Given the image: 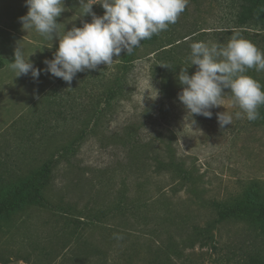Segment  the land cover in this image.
<instances>
[{
  "label": "rangeland",
  "instance_id": "rangeland-1",
  "mask_svg": "<svg viewBox=\"0 0 264 264\" xmlns=\"http://www.w3.org/2000/svg\"><path fill=\"white\" fill-rule=\"evenodd\" d=\"M243 2L187 0L175 24L133 51L127 71L122 52L69 85L43 71L59 40L23 30L25 0H0V198L54 163L45 205L0 216V264H152L160 244L178 243L193 224L214 217L212 201L264 197V119H236L241 110L227 89L211 118L189 114L178 100L181 67L196 71L188 60L192 42L226 45L238 34L264 52L263 24L237 23ZM62 6L61 37L91 22L79 0ZM18 44L42 70L38 80L11 70ZM246 74L264 86V71ZM115 82L121 94L109 97ZM224 111L233 123L221 128L217 114ZM157 153L174 156L190 177L155 173ZM217 238V248L183 247L173 263L264 259V223L254 218L224 221Z\"/></svg>",
  "mask_w": 264,
  "mask_h": 264
},
{
  "label": "clouds",
  "instance_id": "clouds-1",
  "mask_svg": "<svg viewBox=\"0 0 264 264\" xmlns=\"http://www.w3.org/2000/svg\"><path fill=\"white\" fill-rule=\"evenodd\" d=\"M81 16H91V22L72 27L61 37L57 18L65 11L64 0H25L27 14L19 20L25 31L34 29L47 40H59L52 59L44 61L45 73L61 78L69 85L78 73L110 66L122 52L130 55L142 41L159 35L177 22L185 11L187 0H79ZM94 5L105 11L97 15ZM188 60L195 66L194 74L181 67L178 100L189 114L211 118L212 108L222 105L225 90H230L241 111L235 118L248 121L260 119L264 106V86L247 75L249 69L264 71V52L252 42L233 35L226 45L203 41L190 44ZM32 56V55H31ZM30 56V57H31ZM26 56L18 44L10 68L16 77L31 74L38 80L41 69ZM221 128L233 123L227 111L217 114Z\"/></svg>",
  "mask_w": 264,
  "mask_h": 264
},
{
  "label": "trees",
  "instance_id": "trees-1",
  "mask_svg": "<svg viewBox=\"0 0 264 264\" xmlns=\"http://www.w3.org/2000/svg\"><path fill=\"white\" fill-rule=\"evenodd\" d=\"M237 23L239 26L244 27L261 23L264 27V0H244L238 13ZM148 40L150 41V39H147L142 42ZM132 60L131 54L124 55L121 63L123 71H127L128 64H131ZM4 63V58L0 52V68L3 67ZM121 78L118 77L117 79ZM117 86H119V83L115 82L114 88L112 87L108 93L109 97H116L121 94ZM259 112L261 119H264V106L259 108ZM161 156H163L161 153H157L156 157H153L156 161L155 164H152L155 173L174 171L185 178L190 177L191 171L186 169L182 163L176 161L174 156L171 154H168L165 158ZM53 168L54 163L52 161L45 162L29 176L21 179L9 192L5 193L0 198L1 218L4 219L10 216L11 213H16L28 206L45 205L44 189L52 178ZM209 205L213 209L214 217L207 219L203 224H193L191 226L192 230L181 236L178 243L173 241L168 244H160L161 246L154 251L151 259L152 264H175L172 258L174 256L181 257L184 248L188 247L211 245L217 248V233L222 223L232 218L248 217L264 223V197L259 193L254 196L245 195L243 199L235 201L214 200ZM252 261L254 264H264L262 258H252Z\"/></svg>",
  "mask_w": 264,
  "mask_h": 264
}]
</instances>
